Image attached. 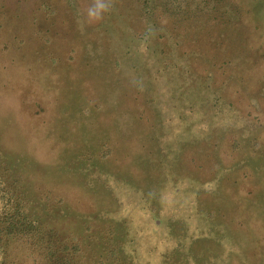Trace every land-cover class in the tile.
Listing matches in <instances>:
<instances>
[{
    "label": "rangeland",
    "instance_id": "374dc122",
    "mask_svg": "<svg viewBox=\"0 0 264 264\" xmlns=\"http://www.w3.org/2000/svg\"><path fill=\"white\" fill-rule=\"evenodd\" d=\"M90 3L0 0L4 165L87 257L264 264V0Z\"/></svg>",
    "mask_w": 264,
    "mask_h": 264
},
{
    "label": "trees",
    "instance_id": "16d2710c",
    "mask_svg": "<svg viewBox=\"0 0 264 264\" xmlns=\"http://www.w3.org/2000/svg\"><path fill=\"white\" fill-rule=\"evenodd\" d=\"M3 161L0 150V264H106L51 227V209L40 207Z\"/></svg>",
    "mask_w": 264,
    "mask_h": 264
},
{
    "label": "clouds",
    "instance_id": "9594fccd",
    "mask_svg": "<svg viewBox=\"0 0 264 264\" xmlns=\"http://www.w3.org/2000/svg\"><path fill=\"white\" fill-rule=\"evenodd\" d=\"M113 6L114 0H91V3L82 12L84 22L87 25L100 22L104 15L112 10Z\"/></svg>",
    "mask_w": 264,
    "mask_h": 264
}]
</instances>
